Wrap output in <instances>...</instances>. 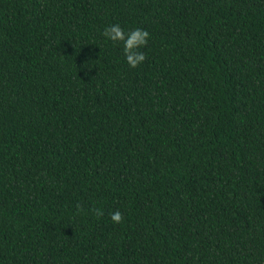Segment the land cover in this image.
Wrapping results in <instances>:
<instances>
[{
    "label": "trees",
    "instance_id": "16d2710c",
    "mask_svg": "<svg viewBox=\"0 0 264 264\" xmlns=\"http://www.w3.org/2000/svg\"><path fill=\"white\" fill-rule=\"evenodd\" d=\"M0 264H264V0H0Z\"/></svg>",
    "mask_w": 264,
    "mask_h": 264
},
{
    "label": "clouds",
    "instance_id": "9594fccd",
    "mask_svg": "<svg viewBox=\"0 0 264 264\" xmlns=\"http://www.w3.org/2000/svg\"><path fill=\"white\" fill-rule=\"evenodd\" d=\"M102 36L106 41L122 42L124 59L130 67H136L144 61L145 53L139 49L148 42L149 33L146 29L136 27L125 32L119 23H113L104 27ZM94 211L98 216L103 214L101 209H94ZM111 219L120 222L122 219L121 211L117 209L112 212Z\"/></svg>",
    "mask_w": 264,
    "mask_h": 264
}]
</instances>
